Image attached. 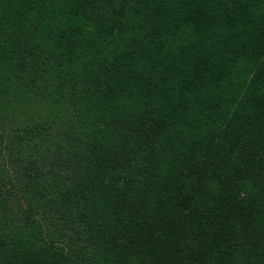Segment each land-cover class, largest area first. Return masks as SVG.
Instances as JSON below:
<instances>
[{"label":"trees","instance_id":"16d2710c","mask_svg":"<svg viewBox=\"0 0 264 264\" xmlns=\"http://www.w3.org/2000/svg\"><path fill=\"white\" fill-rule=\"evenodd\" d=\"M0 264H264V0H0Z\"/></svg>","mask_w":264,"mask_h":264}]
</instances>
